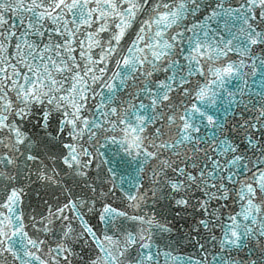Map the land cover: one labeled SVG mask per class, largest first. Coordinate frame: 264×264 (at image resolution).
Masks as SVG:
<instances>
[{"label": "snow or ice", "instance_id": "obj_1", "mask_svg": "<svg viewBox=\"0 0 264 264\" xmlns=\"http://www.w3.org/2000/svg\"><path fill=\"white\" fill-rule=\"evenodd\" d=\"M0 264H264V0H0Z\"/></svg>", "mask_w": 264, "mask_h": 264}]
</instances>
